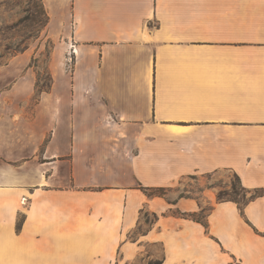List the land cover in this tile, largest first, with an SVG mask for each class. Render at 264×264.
<instances>
[{"label": "crops", "instance_id": "obj_1", "mask_svg": "<svg viewBox=\"0 0 264 264\" xmlns=\"http://www.w3.org/2000/svg\"><path fill=\"white\" fill-rule=\"evenodd\" d=\"M45 1L77 55L0 98V264H264V196L176 190H264V0ZM206 206L208 228L180 215Z\"/></svg>", "mask_w": 264, "mask_h": 264}, {"label": "rangeland", "instance_id": "obj_2", "mask_svg": "<svg viewBox=\"0 0 264 264\" xmlns=\"http://www.w3.org/2000/svg\"><path fill=\"white\" fill-rule=\"evenodd\" d=\"M52 7L53 4L45 0H0L1 99L25 97V92L20 89L11 94L5 93L15 82H33L37 93H48L57 75H71L74 69V60L70 57L72 27L58 19L51 20ZM0 111L9 116L20 114V104L8 107L3 103ZM234 184L241 192L234 175L222 172L213 176L192 177L185 182V186H178L176 190L196 198L214 190L217 197L223 192L225 198L243 200V193L240 197L234 195ZM210 209L209 206L204 208V216ZM144 219L149 223L155 221L150 214H146Z\"/></svg>", "mask_w": 264, "mask_h": 264}, {"label": "trees", "instance_id": "obj_3", "mask_svg": "<svg viewBox=\"0 0 264 264\" xmlns=\"http://www.w3.org/2000/svg\"><path fill=\"white\" fill-rule=\"evenodd\" d=\"M235 177L236 182L238 183L240 190H237L236 185L234 184L232 187V191L234 193V195L236 196H241V194L243 193V200H240L238 198L235 197H229V198H225L224 197V193L220 192L217 199L220 202L223 201H231L234 202L236 204H238L240 210L242 213H244V207L251 201H253L254 199H256L257 197H261L264 196V190H255L254 192H251L249 190H247L246 188H244L241 184V180L239 178L238 175L233 174ZM148 196L150 197H154V196H160L163 197L166 195L167 190L166 189H149V188H141ZM241 193V194H240ZM189 198L192 196H188L185 193L180 195V198ZM204 212L205 210L202 209L200 212L198 213H193V214H180L181 216L187 217L189 219H192L198 223H201L202 225H204L206 228H208V219L207 216H204ZM155 220L157 219V216H154ZM146 221L148 222V220L146 219ZM149 264H162L161 261H151L149 262Z\"/></svg>", "mask_w": 264, "mask_h": 264}, {"label": "built area", "instance_id": "obj_4", "mask_svg": "<svg viewBox=\"0 0 264 264\" xmlns=\"http://www.w3.org/2000/svg\"><path fill=\"white\" fill-rule=\"evenodd\" d=\"M76 55H77L76 45L71 44V46H70V57H71L72 61L74 60L73 57H75Z\"/></svg>", "mask_w": 264, "mask_h": 264}]
</instances>
